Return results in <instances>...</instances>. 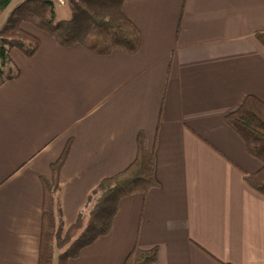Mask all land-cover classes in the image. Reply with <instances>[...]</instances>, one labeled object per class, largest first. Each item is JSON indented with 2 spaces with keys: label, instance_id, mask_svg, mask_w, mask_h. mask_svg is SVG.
I'll return each instance as SVG.
<instances>
[{
  "label": "crops",
  "instance_id": "1",
  "mask_svg": "<svg viewBox=\"0 0 264 264\" xmlns=\"http://www.w3.org/2000/svg\"><path fill=\"white\" fill-rule=\"evenodd\" d=\"M25 0L2 13L0 29ZM70 20L67 0H54ZM138 54L103 56L41 41L11 51L20 76L0 86V264H37L41 177L67 143L61 172L64 233L99 183L155 146L159 187L123 199L109 235L67 264H124L139 247L158 264H264V195L245 180L262 168L226 123L249 95L264 102V0H127Z\"/></svg>",
  "mask_w": 264,
  "mask_h": 264
},
{
  "label": "trees",
  "instance_id": "2",
  "mask_svg": "<svg viewBox=\"0 0 264 264\" xmlns=\"http://www.w3.org/2000/svg\"><path fill=\"white\" fill-rule=\"evenodd\" d=\"M14 0H0V18ZM127 0H67L72 18L58 20L54 0H25L10 14L0 29V86L20 76L11 51L19 50L28 58L41 47L38 37L23 29L24 23L51 35L65 48L82 45L87 50L107 56L119 50L136 55L142 47V35L126 16ZM264 46V33L255 34ZM226 123L242 138L248 152L261 161L262 168L245 180L264 195V102L249 95L242 105L225 117ZM72 149L69 141L51 165L52 178L41 177L43 185L42 224L37 264H67L78 258L81 251L99 237L111 232L121 201L159 187L156 177V148L150 149L144 132L137 136L135 160L123 171L103 179L90 194L85 211L75 224L64 233V220L60 203L61 172ZM159 249L135 247L124 264H158ZM225 264V263H224Z\"/></svg>",
  "mask_w": 264,
  "mask_h": 264
}]
</instances>
